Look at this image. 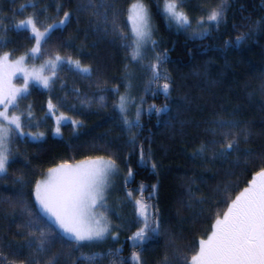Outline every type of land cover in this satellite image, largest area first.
Here are the masks:
<instances>
[{"label": "trees", "instance_id": "16d2710c", "mask_svg": "<svg viewBox=\"0 0 264 264\" xmlns=\"http://www.w3.org/2000/svg\"><path fill=\"white\" fill-rule=\"evenodd\" d=\"M134 1L0 0V54L14 59L32 49L29 31L15 27L21 20L31 17L42 31L69 13L43 41L40 59L60 56L90 70L84 76L64 64L47 90L32 86L18 102L24 130L45 139L11 141L0 177L3 264H50L53 258L55 264H90L82 257L91 255V264H136L133 253L140 264H190L216 220L264 170V0H184L190 20L206 21L223 4L220 23L195 37L171 27L156 0H139L155 41L154 58L139 62L126 47L131 39L121 38L131 37L127 14ZM158 57L161 78L154 79L150 66ZM128 81L139 126L125 125L116 107ZM49 101L56 114L77 122L62 124L61 138L51 136ZM153 106L164 111L157 114ZM233 141L230 152L219 155ZM91 159L113 161L126 189L148 202L152 227H159L142 245L129 239L142 226L133 209L126 226L115 230L116 241L82 246L39 213L38 179L58 165ZM41 232L46 242L38 251Z\"/></svg>", "mask_w": 264, "mask_h": 264}, {"label": "snow or ice", "instance_id": "6c2138e0", "mask_svg": "<svg viewBox=\"0 0 264 264\" xmlns=\"http://www.w3.org/2000/svg\"><path fill=\"white\" fill-rule=\"evenodd\" d=\"M157 7L168 23L174 22L178 28H187L191 25L187 13L182 10L184 0H163L161 6L160 0H156ZM65 13V19L60 20L59 24L64 25L69 17ZM223 17V4L212 8L207 14V23L209 27L218 25ZM150 14L145 5L139 0L133 3L129 8L128 21L131 24V37L122 36V39H131V44L126 47L132 48V59L139 60L146 50L151 40L152 30L150 24ZM198 26L203 28L205 20L201 19ZM17 29L31 28V32L36 39V47L31 50L33 57L40 51V45L48 30L53 28L49 25L44 32L37 30L36 24L32 18L21 20ZM207 29H205V32ZM204 33H200L203 35ZM241 38H238L237 43ZM25 57L9 63L8 55L0 57V175L7 172L9 162L11 137L15 133L24 136L21 130V116H9L10 106H15L20 98H23L33 84L42 85L48 88L50 77L42 76L41 72L48 66L51 67L53 74L61 65V58L57 56L55 61H48L41 66L39 71L29 72L23 67ZM158 63L152 64L150 70L154 79H160ZM69 64H75L81 72H89L88 68H81L80 62L68 61ZM22 74L23 85L15 87L12 79ZM169 84L164 83L162 91L167 95ZM127 97L121 96L116 107L123 114L126 111L125 103ZM55 105L49 101V110H53ZM153 110L159 114L164 109ZM140 110H137V122L124 119L125 125L139 126ZM64 117L57 119V134L59 133V124ZM77 122L73 121V124ZM27 135L31 136V133ZM43 134L34 137L38 139ZM235 146V142H230L226 149L219 155H224ZM143 160V154L141 156ZM115 163L113 161H104L98 159L95 161L81 162L72 166L61 164L57 168L48 170V176L43 181H37L34 190L38 211L45 218L51 221V224L57 226L62 233L68 237L73 244L83 245L85 242H92L102 239L109 232V227L105 216L102 212H97L98 208L103 207L104 189L110 175L114 173ZM129 170V176H131ZM131 196V193H129ZM136 210L140 217L143 218V227H141L130 240L134 245H142L148 238L149 233H156L158 225L152 227L148 213V205L144 204L141 199H137ZM35 215V213H32ZM40 248L42 250L46 242L45 233H40ZM32 242H29L31 246ZM84 260L95 261V255L83 256ZM6 257L0 256V264ZM132 260L140 264L139 256L133 253ZM55 264V258L50 261ZM191 264H264V170L258 171L255 178L251 181L249 187L245 188L235 200L228 206L227 212L223 219H217L213 225V231L207 240L199 242V251L192 256Z\"/></svg>", "mask_w": 264, "mask_h": 264}, {"label": "rangeland", "instance_id": "374dc122", "mask_svg": "<svg viewBox=\"0 0 264 264\" xmlns=\"http://www.w3.org/2000/svg\"><path fill=\"white\" fill-rule=\"evenodd\" d=\"M136 2H137V0L134 1L133 3H136ZM139 2H141V1H139ZM162 4H163V1L161 3V6H162ZM128 15H129V10H128V14H127V22H128L129 30H130V33H131V24L128 21ZM26 19H28V18H26ZM26 19H24V20H26ZM198 21H199V19L198 20H191V25L189 27H187V28H178L175 25L174 22H172L171 24L170 23H168V24L171 27H173L174 29H176V30L181 29L185 33H187L188 35H190L192 37L193 36L195 37V36H198L201 33V31H202V33H205V29H207V27H209V25L207 23V20L205 21V24H204V27L203 28H201V27L198 26V23H197ZM150 24H151V22H150ZM53 26H54L53 28H51V29L48 30L47 34L45 35L44 39L41 42V45H42L43 41L47 38V36L49 35V33L53 29L62 27L63 25H60L59 22H57V23L53 24ZM24 29H26L27 31H29V33L33 37V40H34V43H33V46H32V49H33L34 47H36V39L34 38V35L32 34L30 27H27V28H24ZM151 30H152V27H151ZM38 31L39 32H44L45 30H42V31L38 30ZM151 40H152V36H151ZM41 45H40V50H41ZM31 50L27 54L21 55V56H19L17 58H14V59H12V58H10L8 56V62L11 63V62H14V61L19 60L21 57H25V60H24V63H23V67L25 69H27V71L32 72L34 70L35 71H39L41 69V66L45 65L46 62H48V61H55V58L57 57V56H55V57H53L51 59L41 60L40 59V51H39V53H37V55L35 57H33L32 54H31ZM142 51H143L142 58L139 59V60H135L136 62H139V61H142V60L143 61H146V60L150 61V60H152L154 58L153 46H152L151 41H149L148 44L146 45V50H142ZM4 55L5 54H0V57H3ZM60 58H61V65H60V67L62 65H64V64L71 65L74 70L78 71L82 75L85 76V75H88L89 74V72H81L79 69H77V67L75 66V64H69L68 63V61H74V60H67V59H65L63 57H60ZM80 67L81 68H85V66H82L81 64H80ZM59 68H57V70L55 71V74H53V71H52L51 67L48 66V67H46L41 72V75L42 76H46V77H50L51 78L50 84H51L52 81L55 79L56 74H57V71L59 70ZM86 68H88V67H86ZM127 77H129V80L134 79L131 74H127ZM12 84L15 87H21L23 85V76H22V74H19L16 77H14L12 79ZM50 84H49V86H50ZM32 86L39 87L41 89H46V90L48 89V88H44L42 85H38V84H33L30 87H32ZM132 86H133V83L131 81H128L127 82L126 90L121 95V96H124V97H127L128 98L127 101H126V103H125V107H126L125 113L122 114L119 111V109L117 108L120 116L123 119L127 118L129 121H131L130 118H129V117H131V116H129L130 114L132 115V118L137 119V109H135V107L137 106V104L134 103V100L136 98L134 99L133 96L131 97V95H130L132 93V90H131L132 89ZM30 87H29V89H30ZM120 97H119L118 103L120 101ZM19 100L17 101V104L15 106H10L9 116H13V115L21 116V111L18 108V102H19ZM133 106H135V107L133 108L134 112L132 114V112H131L130 109ZM0 110H3V106H0ZM48 115L53 119V122H54L53 131L51 133V136L54 137V138H61L60 126L62 124H67V123L73 124V120H71L70 118H68L66 116H63V115L56 114L55 111H52V110L50 111L49 110V106H48ZM27 117H28L27 118L28 119V122H30L29 124H33V120L31 119L30 115H27ZM60 117H64L66 119H62L60 121V124H59V133L57 134V131H56V129L58 127V125H57V119L60 118ZM21 123H22V120H21ZM73 125L75 126L76 124H73ZM27 127L30 128V127H33V126L32 125H27ZM21 130L25 133V135L24 136H20L19 133H15V134L12 135L11 141H12L13 138L23 139L24 137H27L30 141H43L45 139V134L42 133V132H39V131H37V132H31V131L24 130L23 123H22V129ZM28 133H31L32 135L29 136V135H27ZM41 133L43 135L40 136L38 139H35L34 138V137L38 136ZM10 145H11V142L9 144V148H10ZM95 160H98V159H91V160H86V161H82V162L95 161ZM102 160H104V161H110L108 159H102ZM80 163L81 162H78V163H70L68 165L75 166V165H78ZM59 166L60 165H58L57 167H59ZM57 167H54V168H57ZM3 175H0V177H2ZM47 176H48V170L43 174V176H41L38 179V181H43L44 179L47 178ZM129 193H131V196H129ZM140 193H141L140 191L137 192L135 190H128V189H126L125 181L123 180V177L118 173V170L115 167L114 173L109 176L108 181H107V185H106V187L104 189V194H103L104 195L103 207L97 209V212H102L103 215L105 216L106 221H107V224H108V227H109V232L107 234H105V236L102 239L97 240V241H92V242H85L83 245L99 244V243H102V242H104L105 240H108V239H109V241H116L118 239V234H117V232H115V230L117 228L118 229H123L124 226H126V224H127L126 221L129 218L128 212H130V210H132V209H133L135 215L137 216L138 220H140L141 225H142L141 227H143V218L138 215L137 210H136V203H135V201L137 199H141ZM34 200H35V196H34ZM143 203L146 204V205H148V202L145 203L143 201ZM35 204H36V201H35ZM36 207L38 209V205L37 204H36ZM149 209L150 208L148 207V213H149V216H150V221L149 222L152 225V223H151V219H152L151 217L152 216H151V212L149 211ZM45 219L51 224V221H49L47 218H45ZM124 223H125V225H124ZM53 226L60 233V235H62L67 240H70L68 237H66L62 233V230H60L55 225H53ZM133 244H134V242H133ZM78 246H82V245H78ZM133 262L136 263L135 261H133ZM190 264H191V262H190Z\"/></svg>", "mask_w": 264, "mask_h": 264}]
</instances>
